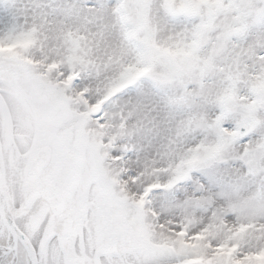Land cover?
Here are the masks:
<instances>
[{
  "label": "snow or ice",
  "instance_id": "6c2138e0",
  "mask_svg": "<svg viewBox=\"0 0 264 264\" xmlns=\"http://www.w3.org/2000/svg\"><path fill=\"white\" fill-rule=\"evenodd\" d=\"M71 96L0 157V264H264V0H0V79Z\"/></svg>",
  "mask_w": 264,
  "mask_h": 264
},
{
  "label": "rangeland",
  "instance_id": "374dc122",
  "mask_svg": "<svg viewBox=\"0 0 264 264\" xmlns=\"http://www.w3.org/2000/svg\"><path fill=\"white\" fill-rule=\"evenodd\" d=\"M2 90L11 91L12 100L1 95ZM75 103L71 96L57 91L55 85L28 76L0 79V124L5 121L7 127H14L16 140L13 142L18 143L15 146L18 149L49 144L55 133L76 115ZM39 118L42 119L40 128L37 127ZM12 158L14 163L17 156Z\"/></svg>",
  "mask_w": 264,
  "mask_h": 264
},
{
  "label": "flooded vegetation",
  "instance_id": "af4514ba",
  "mask_svg": "<svg viewBox=\"0 0 264 264\" xmlns=\"http://www.w3.org/2000/svg\"><path fill=\"white\" fill-rule=\"evenodd\" d=\"M0 112H2L0 110ZM6 128L8 130L6 131ZM14 128L10 126H6V122L3 121L2 124H0V157L6 158V154L8 155L7 159L12 162L14 158L18 154V151L16 149V142H13L16 140L15 133H14ZM45 145L37 146V147H42ZM12 160V161H11Z\"/></svg>",
  "mask_w": 264,
  "mask_h": 264
},
{
  "label": "bare ground",
  "instance_id": "6f19581e",
  "mask_svg": "<svg viewBox=\"0 0 264 264\" xmlns=\"http://www.w3.org/2000/svg\"><path fill=\"white\" fill-rule=\"evenodd\" d=\"M1 94H3V96H5V98L9 99V101L12 100V99H11V96H12L11 91H8V90H2Z\"/></svg>",
  "mask_w": 264,
  "mask_h": 264
},
{
  "label": "water",
  "instance_id": "95a60500",
  "mask_svg": "<svg viewBox=\"0 0 264 264\" xmlns=\"http://www.w3.org/2000/svg\"><path fill=\"white\" fill-rule=\"evenodd\" d=\"M40 125V124H39ZM36 151H40V150H36ZM35 152V151H34Z\"/></svg>",
  "mask_w": 264,
  "mask_h": 264
}]
</instances>
